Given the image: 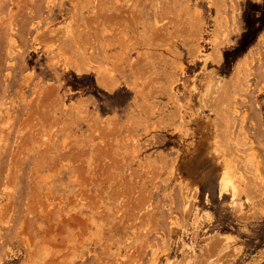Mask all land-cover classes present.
Here are the masks:
<instances>
[{
    "label": "rangeland",
    "instance_id": "obj_1",
    "mask_svg": "<svg viewBox=\"0 0 264 264\" xmlns=\"http://www.w3.org/2000/svg\"><path fill=\"white\" fill-rule=\"evenodd\" d=\"M0 264H264V0H0Z\"/></svg>",
    "mask_w": 264,
    "mask_h": 264
},
{
    "label": "bare ground",
    "instance_id": "obj_2",
    "mask_svg": "<svg viewBox=\"0 0 264 264\" xmlns=\"http://www.w3.org/2000/svg\"><path fill=\"white\" fill-rule=\"evenodd\" d=\"M221 180H223V178H222ZM223 181L225 182L226 180H223ZM223 181H222V183H223ZM228 182H229V181H228ZM228 182H227V183H228ZM227 183H226V184H227ZM223 185H224V183H223ZM223 185H222V186H223ZM222 186H221V188H222L221 190H223V187H222ZM225 187H226V186H225Z\"/></svg>",
    "mask_w": 264,
    "mask_h": 264
}]
</instances>
